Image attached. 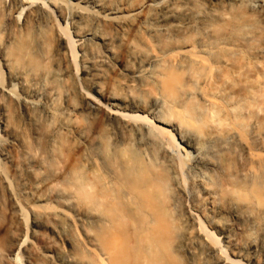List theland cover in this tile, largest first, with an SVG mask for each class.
Instances as JSON below:
<instances>
[{"label":"bare ground","instance_id":"bare-ground-1","mask_svg":"<svg viewBox=\"0 0 264 264\" xmlns=\"http://www.w3.org/2000/svg\"><path fill=\"white\" fill-rule=\"evenodd\" d=\"M0 264H264V0H0Z\"/></svg>","mask_w":264,"mask_h":264},{"label":"rangeland","instance_id":"rangeland-1","mask_svg":"<svg viewBox=\"0 0 264 264\" xmlns=\"http://www.w3.org/2000/svg\"><path fill=\"white\" fill-rule=\"evenodd\" d=\"M20 262H22V261H20Z\"/></svg>","mask_w":264,"mask_h":264}]
</instances>
